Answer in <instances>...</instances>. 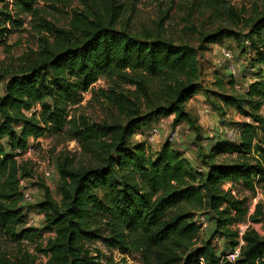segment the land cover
Here are the masks:
<instances>
[{
  "label": "trees",
  "instance_id": "1",
  "mask_svg": "<svg viewBox=\"0 0 264 264\" xmlns=\"http://www.w3.org/2000/svg\"><path fill=\"white\" fill-rule=\"evenodd\" d=\"M42 1L49 2L0 0V43L13 27L24 25L13 14V4L18 13L39 20L49 34L19 64L0 69V79L8 78L0 96L2 235L16 242L32 237L35 229L28 226L20 205V179L32 177L33 170L30 161L21 158L22 151L28 148L29 138L60 132L62 138L76 140L81 152L78 157L65 154L58 159L62 200L43 184L44 197L34 205L45 215L40 230L54 234L38 249L48 257L45 264H103L101 249H92L98 242L106 249L140 251L143 264H264V234L248 227L240 236L234 229L247 218L246 199L223 187L225 182L237 181L252 191L264 189V116L260 113L264 78L256 79L245 93L203 88L252 120L238 128L235 142L213 145L203 160L205 172L195 171L169 143L156 157L145 143L129 145L137 128L151 126L164 115H174L175 126L185 121L200 130L187 104L200 89L199 53L207 43L233 38L264 70V9L244 18L250 28L244 34L219 29L202 35L201 46L195 47L163 35L162 19L153 30L139 35L133 31L130 16L139 0H80V10L66 27L47 20ZM100 78L109 85L101 91L112 111L110 118L74 114ZM222 84L219 80L220 89ZM38 103L41 110L32 111ZM217 148L238 155L229 163H217ZM198 207L205 208L214 222L213 236L225 237L231 252L240 247L236 261L218 255L213 239L194 248L202 229L194 219ZM259 208L252 216L256 221ZM0 264L40 263L29 252L11 256L0 247Z\"/></svg>",
  "mask_w": 264,
  "mask_h": 264
},
{
  "label": "rangeland",
  "instance_id": "2",
  "mask_svg": "<svg viewBox=\"0 0 264 264\" xmlns=\"http://www.w3.org/2000/svg\"><path fill=\"white\" fill-rule=\"evenodd\" d=\"M49 3L52 5L51 8ZM41 7L46 8L48 21L58 27H66L71 16L80 10L81 6L80 0H49L46 4L42 1ZM11 8L14 9V15L24 20V25L13 27L8 38L0 43L1 70L11 64H19L20 58L24 54L31 49H39L44 36L49 35L44 31L45 28L42 27L39 20H32L29 15L18 13L19 9L16 4H13ZM263 9L264 0H139L137 10L130 16V27L139 35L143 30H153L156 27V22L162 19L165 30L163 35L177 43H188L200 47L202 35L219 29H232L242 34L249 31L250 28H246L244 18L251 17ZM220 41L207 43L205 46L207 48L200 51V89L187 104L188 109L197 117L200 130L197 131L185 121L175 126L173 124L174 115H164L152 121L150 127L147 124L145 127L137 128L129 145L145 143L148 152L156 157L162 146L169 143L171 149H177L182 153L181 155L190 162L195 171L205 172L207 168L203 160L207 159L205 155L212 153L213 145L218 143V146L226 147L229 142L237 140L238 128L244 122L252 121L251 118L243 115L235 107L227 106L218 95L204 93L203 88H210L217 92L245 93L249 89V85L256 79L264 78V70L253 62L256 58H253L252 53H249L241 42L228 37ZM226 48L231 49L234 53L235 57L232 61L227 60L224 56L223 50ZM231 64L235 66L234 72H231ZM219 80L223 81L221 89L218 85ZM7 82L8 78L0 79V96L5 93ZM103 88L108 89L109 85L104 78H100L84 94L83 103L79 107H75L73 113L77 115L83 113L96 120L110 118L112 111L102 96L101 89ZM103 102L104 104H102ZM214 103L220 109H217ZM35 110L39 112L41 104L38 103L32 111ZM260 113L264 116V104ZM154 125L159 127L160 135L156 138L157 140L151 143L147 137ZM62 137L60 132H55L45 134L37 140L29 138L28 148L22 151L21 158L30 161L29 165L33 170V176L27 178L26 182L34 193V201L29 203L22 200L20 205L25 209L28 221H31L28 226L35 230L31 238L21 242L6 239L0 231V247L11 256H22L23 253L29 252L36 256V260L40 264H45L48 260L46 254L38 249L46 246L52 234L49 231L40 230L45 224V215L34 205L44 197L43 184L49 186L52 194L59 201L62 200V196L58 190V174L46 177L42 166L56 169L60 156L69 154L71 157H78L81 152L76 140H67ZM237 155L236 152L230 153L217 148L214 161L229 163L236 159ZM223 187L232 189L234 195L246 199L247 218L244 222L234 226V229L239 230L240 236L248 227L264 234V189L258 187L252 191L237 181L225 182ZM258 207H260L258 216L260 220L256 221L252 216ZM195 212V221L201 216L205 217L206 221L202 225L194 248L213 239L212 242L218 255L230 253L231 248L226 238L219 235L213 236L215 226L207 210L198 207ZM241 243H243L242 240ZM97 248L101 249V263L103 264L144 263V256L140 251L127 253L120 249H106L100 242L92 245V249ZM203 264L206 263L203 262Z\"/></svg>",
  "mask_w": 264,
  "mask_h": 264
},
{
  "label": "built area",
  "instance_id": "3",
  "mask_svg": "<svg viewBox=\"0 0 264 264\" xmlns=\"http://www.w3.org/2000/svg\"><path fill=\"white\" fill-rule=\"evenodd\" d=\"M223 53H224L225 58L227 60H229V61H232L234 59V57H235L234 53L229 48L224 49ZM230 69H231V72H234L235 66L233 64H231L230 65ZM159 135H160V129H159V127L154 125L150 129L147 139H148L149 142L152 143L155 140H157L156 138H158ZM47 167L42 166L43 173H45L46 177H52V176H54V174H58L57 169L49 168V167L47 168ZM58 178H59V176H58ZM26 181H27V178H21L20 179V190H21V193H22V196H23V201L30 203V202L34 201V193H33L32 189L28 187V184H27ZM197 219H196V222L198 224L204 225V223L206 221L205 217L201 216V217H199ZM30 222L31 221L29 220L28 224H30ZM243 230H244V228H243ZM239 255H240V247H238L234 251L228 253L226 255V259L228 261H230V262H234L239 257Z\"/></svg>",
  "mask_w": 264,
  "mask_h": 264
},
{
  "label": "crops",
  "instance_id": "4",
  "mask_svg": "<svg viewBox=\"0 0 264 264\" xmlns=\"http://www.w3.org/2000/svg\"><path fill=\"white\" fill-rule=\"evenodd\" d=\"M199 92V91H198ZM197 94V93H196ZM196 94L194 95V96H196ZM162 116H160V117H158V118H161ZM157 120V119H156ZM28 225H30V224H28ZM52 234V236L54 235L53 233H51Z\"/></svg>",
  "mask_w": 264,
  "mask_h": 264
}]
</instances>
